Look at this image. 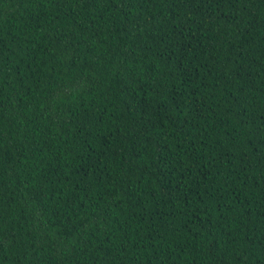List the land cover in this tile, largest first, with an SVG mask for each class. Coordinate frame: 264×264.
<instances>
[{"label": "trees", "instance_id": "obj_1", "mask_svg": "<svg viewBox=\"0 0 264 264\" xmlns=\"http://www.w3.org/2000/svg\"><path fill=\"white\" fill-rule=\"evenodd\" d=\"M0 264H264V0H0Z\"/></svg>", "mask_w": 264, "mask_h": 264}]
</instances>
